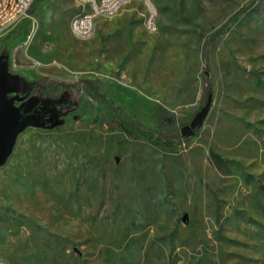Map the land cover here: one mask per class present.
<instances>
[{"label": "rangeland", "instance_id": "obj_1", "mask_svg": "<svg viewBox=\"0 0 264 264\" xmlns=\"http://www.w3.org/2000/svg\"><path fill=\"white\" fill-rule=\"evenodd\" d=\"M152 3L153 33L132 1L75 39V0L34 2L0 32V126L18 119L0 162V264H264V0ZM45 76L97 79L117 110L82 92L76 115L38 120L19 90ZM204 76L212 101L189 141L170 152L121 130L158 134V105L180 134Z\"/></svg>", "mask_w": 264, "mask_h": 264}, {"label": "trees", "instance_id": "obj_2", "mask_svg": "<svg viewBox=\"0 0 264 264\" xmlns=\"http://www.w3.org/2000/svg\"><path fill=\"white\" fill-rule=\"evenodd\" d=\"M37 1L39 0H34L33 3ZM28 13L30 15L33 13L32 5ZM224 28H219L216 33L223 32ZM202 56L204 61H206V54L204 53ZM204 80L206 81V91L209 95L212 92V81L206 76H204ZM12 86L15 87L13 83ZM24 87L23 90H19V93L23 96V101L32 100V111L30 113L35 114L38 120L41 121L54 120L66 114L76 115L77 109L80 108L83 102L82 92L93 101L107 105L110 110H117L113 107L112 101L102 91L101 83L97 79L79 80L70 85L45 76L38 78L29 85H24ZM16 90L18 91L17 86ZM152 112L158 134L152 130H141L130 121H120L119 126L128 137H137L155 146H163L170 152L173 151L176 141L190 140L191 137H183L179 133H165L167 132L164 131L165 128H168V126L174 127V122L173 118L161 106H154ZM198 131L199 128L195 130V135ZM212 155L215 156L213 153Z\"/></svg>", "mask_w": 264, "mask_h": 264}, {"label": "built area", "instance_id": "obj_3", "mask_svg": "<svg viewBox=\"0 0 264 264\" xmlns=\"http://www.w3.org/2000/svg\"><path fill=\"white\" fill-rule=\"evenodd\" d=\"M34 0H0V32L19 19L29 18L28 11ZM77 2V0H76ZM150 7V17H144L143 26H147V32L153 33L156 29V16L152 11V0H146ZM121 6V0H93L92 16L79 18L75 15L76 25H69L75 39L88 38L90 18L100 15V11H112ZM81 9V7H79Z\"/></svg>", "mask_w": 264, "mask_h": 264}, {"label": "water", "instance_id": "obj_4", "mask_svg": "<svg viewBox=\"0 0 264 264\" xmlns=\"http://www.w3.org/2000/svg\"><path fill=\"white\" fill-rule=\"evenodd\" d=\"M18 61L20 64L22 65H28L30 64V61L27 60L22 53L18 54ZM211 94L208 95V98L205 102V105L196 113V115L193 117V119L191 120V122L188 125H185L181 128L180 130V134L183 137H192L195 135V130L197 128H199L206 115L209 112L210 109V105H211ZM12 114V117L11 115ZM17 114V111L15 112H6L5 114H3L2 119H1V126H0V162L2 161L6 151L2 152L3 149V144L5 143L6 137H8V135H10V130L11 128L14 127V125L17 123V118H15V115Z\"/></svg>", "mask_w": 264, "mask_h": 264}, {"label": "bare ground", "instance_id": "obj_5", "mask_svg": "<svg viewBox=\"0 0 264 264\" xmlns=\"http://www.w3.org/2000/svg\"><path fill=\"white\" fill-rule=\"evenodd\" d=\"M132 1L142 2L146 7V14L144 15V17H150V7H148V5H146V0H121V6L123 7L124 5H127ZM77 4L79 7H81L80 13H79V18H86L87 16H92L93 0H77ZM122 7H116V9H114L112 11H100V15H94L92 18H90L88 36H90L92 34L93 29H94V25H95L97 20L102 19V18H111V17L115 16L120 11V9ZM152 11H153V14L156 15V11H155L153 3H152ZM69 25H76V17H73L71 19ZM144 27L147 31V26H144ZM69 30H70L71 35L73 36V32H72L70 26H69ZM83 39H86V38H83ZM83 39H81V40H83Z\"/></svg>", "mask_w": 264, "mask_h": 264}]
</instances>
